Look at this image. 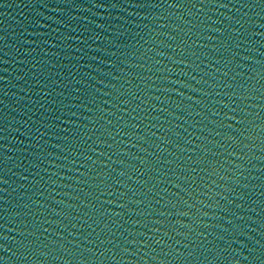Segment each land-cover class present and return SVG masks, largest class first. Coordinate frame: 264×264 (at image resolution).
Returning <instances> with one entry per match:
<instances>
[{
    "label": "water",
    "instance_id": "95a60500",
    "mask_svg": "<svg viewBox=\"0 0 264 264\" xmlns=\"http://www.w3.org/2000/svg\"><path fill=\"white\" fill-rule=\"evenodd\" d=\"M0 264H264V0H0Z\"/></svg>",
    "mask_w": 264,
    "mask_h": 264
}]
</instances>
